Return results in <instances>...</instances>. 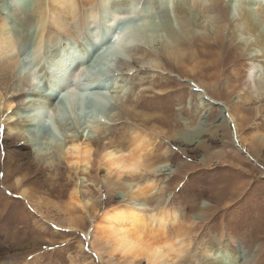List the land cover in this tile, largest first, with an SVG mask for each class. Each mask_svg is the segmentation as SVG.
Listing matches in <instances>:
<instances>
[{
    "label": "rangeland",
    "instance_id": "1",
    "mask_svg": "<svg viewBox=\"0 0 264 264\" xmlns=\"http://www.w3.org/2000/svg\"><path fill=\"white\" fill-rule=\"evenodd\" d=\"M170 1L135 0L127 9L124 8L122 12L127 14L132 9L134 16L128 15L127 20L122 24L126 21L131 25L133 22L139 23L140 28H135L133 32L134 36L137 35L138 41L146 40L145 36L153 37L155 41L151 46L142 43V48L125 53L126 58L116 56L101 69L100 67L94 69L93 75L89 71V66H92L89 61L102 53L97 49H107L111 45L109 38L105 37V26L99 29L103 33L101 41L95 44L96 50L91 48L90 43L93 38L89 35V39L83 40L84 44L77 42L76 45L79 46L78 51L84 54L83 56L76 50H61L62 57L56 56L54 59H59L50 67L52 63L50 59L41 60L38 57L39 28L35 21L30 23V18L35 17L39 0H18L8 3L0 12L12 27L13 34L19 39L17 65L8 72L9 81L0 82L2 85L0 89L4 97L15 100L17 110L20 112L15 123H20L25 117L28 118L27 113L32 109L33 105L29 108L28 104L36 98L34 91L42 93L44 100H50L56 106L57 98L49 97L44 88L45 82L51 84V74L59 63L71 61L74 71L76 66L73 63L80 61L78 59L85 60V64L78 66H84L85 71H89L87 75H91V78L98 82L91 90L93 94H90L86 101L92 107H96L97 96L103 92L100 82L110 84L108 91L111 86H115L114 82L123 85L127 91L124 103L117 104L108 91L105 95L111 101L106 104L102 112H105L109 121L111 119L115 121L107 131V138L98 137L94 141L96 152L99 153L105 148L104 146H109V139L117 146L129 148L133 142L132 132L135 129L141 130L142 133L153 134L151 137L156 151L153 163L168 162L171 170H175L169 178L160 177L158 180L164 182L167 196H171V204L186 220L197 218L191 229L192 244L185 260L202 259V250L206 246L230 245L238 264L245 262L262 264L264 261V142L257 140L264 134V126H261L264 124V111H259L262 104L248 107L252 108L246 111L248 121L242 123L239 130L244 143H259L253 150L252 146H249L250 152L255 150L258 154V160H255L248 155L249 152L247 153L243 148H235L230 141L231 136H234L233 125L231 128L228 127V130H224L226 133L224 136L215 133L216 125L220 122L217 121L219 110L215 108L213 102L225 103L227 100L232 101L236 96L232 82L235 76L232 63L222 66L220 57L224 53H235L237 59L241 58L240 62H247L251 51L244 48L237 39L233 29L234 22L227 18L228 9L225 0H220L216 6L208 2L209 6L213 4L212 14L217 27L221 26L223 29L221 38H215V30L210 29L208 24L205 27L200 24H196L195 27L185 25L183 21L186 22L187 18L181 20L175 8L172 9L169 19L167 14L171 11ZM173 1L176 6V3L182 0ZM41 2L45 4L47 0ZM78 2L82 4V0ZM191 9L200 17L201 14L196 6H192ZM241 12V10L234 11L235 14ZM145 17H149L147 19L152 25L149 31L142 25ZM157 23H159L158 31L152 30ZM94 29L97 31V27L93 28V33ZM169 31L176 34L179 32V37L183 35L184 40L173 43ZM58 48L59 46L50 47L52 56L59 50ZM177 51L183 55L182 60L177 56L179 55ZM36 70L38 80L42 82L41 86L30 85L25 80ZM47 70L50 74L46 73ZM70 82L72 83V79ZM24 93L27 97L22 103ZM29 97H32V100ZM205 101H212L214 107L207 111L203 108ZM58 102L61 104L62 100L59 99ZM56 110H59L58 106ZM76 110L77 106L73 108L69 106L64 110L63 116L56 112L55 116L59 118L57 122L61 129L59 133L62 135L61 140L54 139L56 142H52L53 138L50 139L49 136L52 127L49 125L37 127L31 133L29 129L31 138H36L35 140H40L46 145L49 143L50 152L47 153L46 160L54 162L52 166L35 159L34 152L24 138L16 137L8 131L6 115H0V174H2L0 175V264H111L105 262L102 254L98 257L91 243L84 236V231L91 226L87 213L66 209L76 176L66 164L56 163L52 155L53 145L50 144L62 143L67 135L81 131L89 136L92 135L88 127L84 129L79 126V124L84 125L83 120L89 116L83 114V122H81ZM97 121V118H93L89 124ZM54 122L53 120V125ZM197 129L200 130L199 139L202 144L196 141L185 142L177 135L183 131L197 132ZM224 152L226 157L222 159ZM97 173L95 166L92 171L95 179L98 178ZM88 188L90 196L96 200L98 213L101 208L111 207L117 201L111 187L105 188L99 184ZM100 188L101 190H98ZM23 189L29 191L32 202H28L20 195ZM205 201L207 205L202 208L201 205ZM88 211L92 213L91 209ZM66 217L77 219L76 224L79 227L76 231L66 228ZM33 241H38V246L31 247L30 243Z\"/></svg>",
    "mask_w": 264,
    "mask_h": 264
},
{
    "label": "bare ground",
    "instance_id": "2",
    "mask_svg": "<svg viewBox=\"0 0 264 264\" xmlns=\"http://www.w3.org/2000/svg\"><path fill=\"white\" fill-rule=\"evenodd\" d=\"M16 1L18 2V0H0V11L3 6ZM39 2L36 7L35 17L30 18V23L35 21L39 28V36H37L38 57L41 60L45 58L50 59V63L52 62L50 67L55 65L56 60L62 57L60 56L63 55V51L61 50L68 49L70 51L72 49L79 53L77 48L79 46H76L77 42L84 44L83 40L89 39L88 37L91 35L93 41L90 44L92 46V43L96 44L97 41L100 42L102 39L103 32L99 30L100 28L105 26L106 30L113 29L120 21L126 20L128 15L134 16L132 9L130 10L131 12L128 11L129 14L122 12V10L124 8L127 9L135 0H82V4L78 0H47L45 4L41 0ZM208 2L216 6L220 0H182L176 3V6L174 5V1L171 0V11L168 12L167 16L170 19V13L175 8L181 20L184 17L187 18L186 22L183 21L185 25H194L193 27H195L196 24H200L205 27L208 24L210 29L215 30V33L213 32L215 38H221L223 29L221 26L217 27L212 14L213 4L209 6ZM225 2L226 9H228L227 18L234 22L233 29L235 35L242 46L251 51V55L247 62H240L241 58L237 59L235 53L232 54L230 52V54L224 53L220 57L222 66L229 62L232 63V71H234L235 75L232 78L234 86L232 87L236 96L232 101L227 100L225 103L213 101L216 105L215 108L219 110L217 121L220 122L216 125L215 133L224 136L226 135L224 130H228V127L231 128V125H233L234 131L232 135L234 136L230 134L233 138L230 141L233 142L234 147L243 148L247 153L249 152L248 155L250 157L258 160L257 152L255 150L253 151L254 153L250 152L249 146L251 145L253 150L254 146L259 145V143H244L239 130L243 125L242 123L248 121L246 111L252 109L248 108L249 106L260 103L262 105L259 111H264V0H225ZM192 6H196L199 9L200 17L193 13ZM235 10H241L242 12L241 14H235ZM147 18L144 19L142 25L149 31L152 25ZM94 27H97V31L94 29L93 33ZM153 29L154 31H158L159 23L152 27ZM12 30V27L0 12V82L2 83L9 81L8 72L13 70V66L15 67L17 65V44L19 43V39L13 34ZM169 33L173 43L176 44L179 40L182 42L183 35L179 37V32L176 34L169 31ZM116 38L119 41V34ZM145 38L146 40L140 41L135 38L131 44L123 41L122 46L124 48L121 49L118 45L117 48L124 53L133 52L142 48V43L151 46L155 41L153 37L145 36ZM109 40L112 41L111 39ZM183 42L185 43V41ZM53 46H59V50L55 52V55L53 54L54 56L50 52V47ZM172 49L174 50V48ZM178 49L180 50L181 48ZM177 53L179 54L177 55L179 59L182 60L183 55L180 51H177ZM79 54L84 55L82 53ZM103 54L105 52L102 54L99 53L98 57L94 59H101V55ZM56 56L60 57L54 59ZM114 58L112 59L114 60ZM106 59L107 64L112 60H109L108 57ZM78 60L80 61L73 63L76 66L75 70L72 71L71 69L67 75L63 73L65 69L64 64H71V61L59 63L51 74L50 86L46 82V88H44L45 93L53 97H56L58 92L63 94V97H60L63 104H66V102H63L65 101V96L77 95L78 91L83 88V83L80 82V79L85 76V73L91 71L92 74L94 70L92 65L89 66L90 69L86 72L84 66H78L79 64H85V60ZM237 65L239 66L238 68L236 67ZM46 73L50 74L48 70ZM58 73H63V76L59 78ZM87 76L91 79V75L89 76L88 74ZM38 79L37 70L25 78L28 84H34L35 86L40 84V80ZM71 79L72 83L70 82ZM117 82L120 83L119 80ZM103 85L104 87L105 85L110 87L109 83ZM113 85L115 86H111L108 93L110 92L112 94L110 96L115 99L117 104L124 103L127 96L125 87L116 82ZM34 94L36 98L31 104H28L29 108L33 105L32 109L27 113L28 118L25 117L24 121L15 123L16 118L20 115L15 100L7 96L4 97L0 89V115H6L8 131L16 135V137L24 138L26 144L34 152L35 159L52 166L54 162L46 160V155L50 152L48 149L49 143L46 145L40 140H35L36 138H31L29 129L31 133L32 126L42 127L47 124L50 120L45 114L50 113L55 121L52 127H55L61 133L60 124H58L54 116L57 110L56 106L50 100L43 99L42 93L39 94L34 91ZM26 97L27 95L24 93L22 95V103L26 100ZM213 102L205 101L203 108L208 111L211 107H214ZM84 103L88 104L86 101ZM88 106L90 107L91 104H88ZM70 107L73 108L75 106L70 105ZM103 108L104 105L102 100H100L95 107L96 115L98 114L97 117L96 115L86 114V112L81 114L82 116L86 114L89 117L83 120L85 121L84 125L79 124V126L84 129L88 127L92 135L89 136L84 131H81L67 135L62 143L50 144L53 145L52 155L55 162L66 164L76 176V182L69 194L66 209L81 210L87 213L91 226L88 230L84 231V236L91 243L98 257H101L102 254L105 262L111 264H238L233 257L234 254L230 245L206 246L202 250V259L197 258L195 261L191 259L185 260L192 244L191 229L197 218L186 220L171 204V196H167L164 182L158 180L160 177H165V179L169 178L170 174L175 170H171L168 162H162L161 164L153 163L156 152L154 151L155 146L152 141L153 138L151 137L153 134L142 133L139 129H135L132 132L133 142L129 148L126 149L117 146L109 139V146H104L105 148L97 153L94 148V141L98 137L105 136L107 138V131L115 121V119L108 120L105 112H102ZM30 112L33 113L31 114ZM64 114L63 107L62 116ZM93 118H97L98 121L96 123L90 122L89 124V121ZM261 126H264V124ZM199 132L200 130L197 129V132L183 131L177 133V135L185 142L196 141V143H201ZM159 134L156 133L157 137H159ZM257 140L263 143L264 134ZM52 142L56 141L52 139ZM165 154H167L166 151ZM224 156L226 157L225 152L222 154V159ZM95 166H97L98 170L97 179L92 175ZM129 168L136 170L129 172L127 171ZM99 184H101V187H111V191L116 194L117 201L111 207L101 208L98 213L95 205L96 200L90 196L88 187L99 186ZM98 190H101V188ZM20 195L28 200V202H32L28 190L23 189L20 191ZM206 205L207 202L205 201L201 207L204 208ZM88 209H91L93 214ZM62 210L64 211V209ZM67 214L69 215V213ZM66 218L67 222H64L67 224V226L65 225L66 228L70 231H76V228L79 227L76 224L78 222L77 219L71 217L69 219L68 217ZM233 242L235 241L233 240ZM37 243L38 241H33L30 243L31 247L38 246ZM245 264L247 263L245 262ZM262 264H264V261Z\"/></svg>",
    "mask_w": 264,
    "mask_h": 264
},
{
    "label": "water",
    "instance_id": "3",
    "mask_svg": "<svg viewBox=\"0 0 264 264\" xmlns=\"http://www.w3.org/2000/svg\"><path fill=\"white\" fill-rule=\"evenodd\" d=\"M122 22L123 21H121L120 23L116 24L115 27L113 28L114 30L112 28H110L108 30L105 29V37H107V38H109V39L112 40L111 41V45L107 49H102L101 50L102 53L105 52V54L101 55V59H98V60L97 59H91V61H89V63H91L93 65V68L94 69L97 70L99 67L101 69L102 67H104L105 65H107V59H106L107 57L109 58V60H111L112 58H114V56H117V57L118 56H121V58H123V57L126 58L127 57V56L124 55L125 54L124 52L120 51L119 48H117V45L119 47H121V49H122V48H124L122 46L123 41H126L127 44L128 43L131 44L133 42V40L137 37V35L134 36L135 34H133L134 29L135 28L136 29H139L138 27L140 26V24L139 23L134 24V22H133L132 25H131V23H129L127 21H126L127 23L125 22L124 24H122ZM118 34H119V41H118V38H116ZM91 48L93 50H96L97 49V48H95V44H93V43H92ZM97 51L98 52H101L98 49H97ZM64 68L65 69H64L63 73H65L67 75V73L72 69V65L71 64H67V65L64 64ZM63 73H58L59 74V78L63 76L62 75ZM86 74L87 73H85V76H83L80 79V82L83 83V88H81L78 91L77 95L74 94L73 96L72 95L65 96V99H64L65 101H63V102H66L65 105L64 104H60L58 102V100L61 99L60 97H63V94H60L59 92H58V94H56V97H57L56 106L59 107V110H57V111L60 114H62L63 107H64V110H65L66 107L68 108L70 105H73V106H77L76 113L78 115L79 121H82V115L81 114L84 113V112H86V114H91V115H94V116L96 115L95 107H92V106L89 107L88 104H85L84 102L88 100V96L90 94H93L91 92V90H92L93 87L97 86L98 82L94 81L93 78H91V79L88 78V76ZM39 85L41 86L42 85V82ZM100 85L102 86V89L103 88H105V89H103V92H100V94L97 96V98H98V101L99 100H102V103H103L104 107H106V104L111 101V99L105 97V95H107L106 92L108 91L107 89H108L109 86L108 85H105V87H104L103 83L101 84V82H100ZM49 97H52V95H49ZM29 99L32 100V97H29ZM30 113L32 114L33 112H30ZM79 114H80V118H79ZM45 116H48V118L50 120L46 125H49V127L54 126L53 125V116H52V114L48 113V114H45ZM97 116H98V114L96 115V117ZM43 118H44V115H43ZM56 119L57 120L59 119L58 116L56 117ZM36 128H37V126H32L31 127V130H35ZM51 129H52V133L49 136L51 138H53V139L61 140L62 137L59 134V132L56 130V128L55 127H52Z\"/></svg>",
    "mask_w": 264,
    "mask_h": 264
},
{
    "label": "snow or ice",
    "instance_id": "4",
    "mask_svg": "<svg viewBox=\"0 0 264 264\" xmlns=\"http://www.w3.org/2000/svg\"><path fill=\"white\" fill-rule=\"evenodd\" d=\"M136 169H132V168H129V169H127V171H129V172H131V171H135ZM0 175H2V174H0Z\"/></svg>",
    "mask_w": 264,
    "mask_h": 264
}]
</instances>
